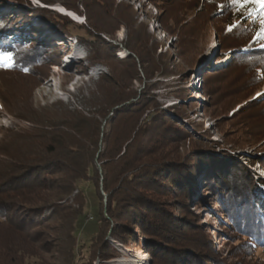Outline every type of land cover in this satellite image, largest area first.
Returning <instances> with one entry per match:
<instances>
[{
    "label": "trees",
    "instance_id": "1",
    "mask_svg": "<svg viewBox=\"0 0 264 264\" xmlns=\"http://www.w3.org/2000/svg\"><path fill=\"white\" fill-rule=\"evenodd\" d=\"M40 1L46 5L54 2ZM167 1L173 4L176 0ZM196 1V17L224 22L223 28L217 30L223 47L229 45V39L232 41L247 30L242 21H258L252 32L246 31L251 34L245 46L231 45V60L237 67L258 68L260 75L264 74V36L257 35L264 27L260 5H241L232 0ZM96 2L100 4L101 0ZM30 12L47 21L52 19L48 8L35 6ZM57 14L66 25L82 26ZM21 21L12 23L7 17H0V53H11L9 66L0 67V71L36 74L43 64L56 59V48L47 45L44 38L38 40L30 23L26 29L29 38L17 40L22 32ZM52 22L51 29L67 34L61 23ZM82 41L93 46L100 39ZM128 59L120 63H129L135 69L131 56ZM211 68L204 71L203 80L209 77ZM108 77L105 74L101 80ZM252 81L247 80L243 87L252 86ZM151 96L147 91L137 96L128 90L120 100L101 101L97 114L108 120L111 128L106 125L100 129V120L91 119L94 128L87 138L89 143L80 129L84 121L79 117L68 120V124L62 120L65 125H58L56 118L41 117L30 118L34 126L27 133L35 136H27L29 142L21 153L8 156L0 146V154L5 155L0 157V264H30L31 259L35 264H92L94 252L103 260L117 257L120 250L106 239L107 231L125 246L137 247L141 239L150 264H240L228 262L216 253L210 236L200 233V225L189 218L191 204H217L213 212L221 224L223 215L231 223L229 228L238 234L236 237L244 238L248 246H252L251 240L264 247V202L254 193L248 170L237 160L215 157L209 146L192 142L189 132L175 126L171 115L159 108ZM263 98L264 94L253 101L257 103ZM72 113L78 115L76 110ZM172 114L178 111L173 109ZM125 118L129 123H122ZM12 132L1 134V145L13 138ZM187 139L188 148L166 157L168 151L163 150L164 146ZM260 161L264 162V158ZM201 169L205 170L201 180L210 194L205 192L192 199L194 177ZM80 181H89L96 187L101 219L97 233L88 242L89 258L78 262L75 240L78 217L84 207ZM73 193L75 203L67 200ZM56 220L60 225L53 226ZM107 220L113 222L109 230Z\"/></svg>",
    "mask_w": 264,
    "mask_h": 264
},
{
    "label": "rangeland",
    "instance_id": "2",
    "mask_svg": "<svg viewBox=\"0 0 264 264\" xmlns=\"http://www.w3.org/2000/svg\"><path fill=\"white\" fill-rule=\"evenodd\" d=\"M170 2L101 0L99 4L96 0H54L46 5L40 0H0V17H7L12 23L24 18L17 40L29 38L26 29L30 23L36 29L34 35H38V40L44 38L47 45L56 48V59L51 64H43L36 74L0 71V137L4 132L13 131V138L0 144L6 154L21 153L29 142L27 136H35L27 133L34 126L30 118L52 117L56 118L58 125H65L79 117L84 121L80 129L85 142L89 143L87 138L94 128L91 119L100 120V129L106 125L107 129L111 128L109 121L97 114L99 106L102 107L101 101L105 98L108 102L120 100L128 90L137 96L147 91L153 95L154 103L171 115L170 120L175 126L189 132L192 142L209 146L208 150L215 157L240 162L253 179L254 193L258 188L256 183H260L258 192H264V162L260 161L264 158V98L257 103L253 101L264 94V74L260 75L258 68L233 65V49H230L232 44L236 48L245 46L258 21H242L243 28L250 32L234 36V40L229 39V45L223 47L217 30L223 28L224 22L213 18L209 22L202 21L196 17L199 9L196 0ZM65 4L71 8L67 9ZM35 6L51 9L48 15L52 19L47 21L32 15L30 11ZM56 12L82 26L66 25ZM52 21L61 23L67 34L51 29ZM95 38L100 42L93 46L82 41L95 42ZM129 56L135 69L129 63H120L127 62ZM8 66L9 62L6 65L0 63L1 69ZM211 66V74L203 80L204 71ZM105 74L109 77L102 81ZM247 80H253V85L244 88L242 84ZM173 109L178 114L173 115ZM74 110L78 115L72 113ZM62 120L66 123L63 124ZM122 123L129 121L125 118ZM188 142L187 139L164 146L163 150L168 151L166 157L188 148ZM0 157L5 155L0 154ZM98 168L101 178V169ZM204 171L201 169L194 177L192 199L205 192L210 194L201 180ZM79 187L84 195V207L78 217L75 240L78 262L89 258L88 242L97 233L101 219V205L94 184L80 181ZM99 190L106 195L100 185ZM73 197L74 193L67 200L74 202ZM192 205L189 218L200 225V233L210 236L218 255L228 262L264 264V247L247 239L252 245L248 246L244 238L236 237L238 234L229 228L231 223L223 215L224 224H221L213 212L217 204L212 207ZM217 213L220 215V211ZM104 215L108 217L106 212ZM107 222L109 230L113 222ZM52 225L58 226L60 221L56 220ZM105 237L120 250V255L103 260L98 252H94L92 264H150L141 239L139 246L135 247L125 246L121 240L112 238L108 231ZM29 262L35 264L33 259Z\"/></svg>",
    "mask_w": 264,
    "mask_h": 264
},
{
    "label": "snow or ice",
    "instance_id": "3",
    "mask_svg": "<svg viewBox=\"0 0 264 264\" xmlns=\"http://www.w3.org/2000/svg\"><path fill=\"white\" fill-rule=\"evenodd\" d=\"M233 3H252V4H259L260 5V13L262 16L261 24L264 25V0H232ZM258 36H264V27L260 29L257 33ZM264 46V45H262ZM11 60V53H0V63L7 64ZM259 95V93H258Z\"/></svg>",
    "mask_w": 264,
    "mask_h": 264
},
{
    "label": "bare ground",
    "instance_id": "4",
    "mask_svg": "<svg viewBox=\"0 0 264 264\" xmlns=\"http://www.w3.org/2000/svg\"><path fill=\"white\" fill-rule=\"evenodd\" d=\"M59 9H61L62 11L64 10L63 8H61L60 6H59ZM143 258V257H142ZM141 259V258H140ZM122 264H126V263H122ZM136 264V263H135ZM140 264V263H139Z\"/></svg>",
    "mask_w": 264,
    "mask_h": 264
}]
</instances>
